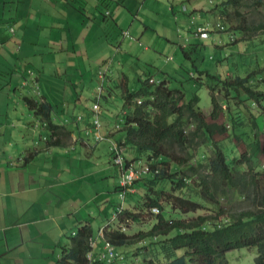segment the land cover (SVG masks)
<instances>
[{
    "label": "crops",
    "instance_id": "obj_1",
    "mask_svg": "<svg viewBox=\"0 0 264 264\" xmlns=\"http://www.w3.org/2000/svg\"><path fill=\"white\" fill-rule=\"evenodd\" d=\"M183 1L0 0V264H64L79 223H91L94 239L107 227L99 223L113 216L120 177L108 140L122 137L123 126L114 125L125 112L124 93L148 72L174 83L204 42L219 49L223 32L193 37L197 9L187 29L179 27ZM214 6L203 23L218 19ZM100 83L105 139L96 141L90 112ZM26 97L47 104L50 119L70 131L61 143H47L48 118ZM97 240L94 251L102 248Z\"/></svg>",
    "mask_w": 264,
    "mask_h": 264
},
{
    "label": "trees",
    "instance_id": "obj_2",
    "mask_svg": "<svg viewBox=\"0 0 264 264\" xmlns=\"http://www.w3.org/2000/svg\"><path fill=\"white\" fill-rule=\"evenodd\" d=\"M212 10L227 31L241 34L240 39L245 41L257 36L254 41L264 44L263 0H222ZM257 65L258 69L246 76L211 74L208 69L197 67L194 71L184 67L185 72L181 67L184 73L180 72L172 84L168 78L153 72L139 77L138 88L124 93L122 137L112 139L120 152L110 150L111 141H108L109 160L119 168L120 174L113 214L117 208H126L113 227L103 230V238L97 234L94 239L91 223H79L63 250L64 264L69 261L86 264V256L94 252L93 246L99 238L103 242L102 248L95 251L97 255L106 253L104 241L115 250L143 242L135 250L137 261L132 264H228L226 253L241 248L255 249L254 264H264V166L259 164L264 154L259 133L264 130L257 125V118L264 113V91L259 84L264 83V69L257 71L261 70ZM258 72L262 73L259 83L254 81ZM177 82L180 88H176ZM188 82L193 85L191 91L184 87ZM204 84L210 93L209 114L199 106L198 90ZM101 99L102 96L99 105ZM26 100L34 107L35 114L42 113L48 118L47 143L50 146L61 143V138L70 131L50 119L51 109L47 104L30 101L29 97ZM92 105L90 116L94 125L96 114ZM101 113L100 107L98 117L102 121ZM248 121V126L256 129L252 138L255 146L250 154L238 148L239 144H246V135L235 134ZM205 146L210 148V153ZM118 157L123 164L115 162ZM140 161L148 165L149 172L136 181L141 190H136L133 203L128 201L132 194L121 186L120 180L124 169ZM230 190L237 202L247 203L248 208L239 211L222 208L219 199L225 198ZM153 207L159 208L160 214L153 215ZM169 210L173 212L166 214ZM151 220L154 222L147 231L131 234L121 231L131 221L148 224ZM96 264L118 263L98 261Z\"/></svg>",
    "mask_w": 264,
    "mask_h": 264
},
{
    "label": "rangeland",
    "instance_id": "obj_3",
    "mask_svg": "<svg viewBox=\"0 0 264 264\" xmlns=\"http://www.w3.org/2000/svg\"><path fill=\"white\" fill-rule=\"evenodd\" d=\"M193 1L194 0H185V2L183 1V4L185 5L186 9L182 10L180 8L178 11L179 13H181L180 20L178 21V23L180 25L179 27L182 30L184 29L186 30L187 27L189 26V22H190L189 15L192 13H195L192 10L197 9L196 15L198 17L196 19V16H195V20L193 21L194 22L193 27H194L197 24H202L204 21H207V19L211 17L209 13L207 12V10L211 9L212 6L216 5L222 0H198L199 6L193 4ZM179 5L180 7H182L181 3ZM184 18L186 19L185 22H184ZM238 36H239V39L238 40L236 39L237 41L235 43H232L229 35L227 33H224L221 36L222 40L219 42L217 41L216 43L219 48L217 49V51H215L216 47L213 46L212 44L213 40L209 41L207 47L202 46L200 49L196 50V54L193 55L192 53L191 59L187 60L188 69L194 71L195 67L197 68L203 67V68L208 69L211 74H218V75L228 74V76L231 74L232 75L241 74L243 76H246L247 73H251L254 71V69H258V65H257L258 63L259 66L261 67V70H257V71H262L264 69V44L261 45L257 41H254L256 40L257 36L248 37L247 39H250V40H246V41L240 39L242 38L241 34H238ZM208 46L211 47V49L208 48ZM202 56L206 57L205 59L206 63L204 64L201 63ZM219 60H222L223 63H220ZM227 60H230V62L228 61L229 64L226 62ZM184 71L186 72L187 70L184 68ZM261 79H262V73L261 72L256 73L254 76V81L259 83ZM181 81H183V79ZM259 84H260V88L264 91V85H263L264 83L260 82ZM175 85H176V88L181 87V84L179 82L175 83ZM184 87L186 90H190V91L193 90V85L189 82L186 83ZM198 95L200 97L199 106L201 110H203L205 114H209V112L211 111V100H210L209 89L205 84L200 86L198 90ZM255 114H257L256 111H255ZM248 123L249 121L245 123V126L242 125L239 130H236L235 134L246 135V137L244 136V138L247 140L246 144L245 143L239 144L238 148H240L241 152L248 151V154H250L251 149H253L255 146V141L252 138H253V135L255 134L256 129H253L250 126H248ZM257 123H258L257 125L259 126V128H263L264 130V113L259 115V117L257 118ZM257 132H261V131H259V129L257 128ZM259 137H261V140L264 143V132L259 133ZM233 140H235V142L238 143L237 139H233ZM41 142L45 144L46 141L41 140L40 143ZM204 148L206 152L210 153V148L206 146ZM259 160L256 162L257 163L259 162V164H261V166L263 167L264 166V154L260 156ZM259 164H258V170H260ZM131 198L134 199L135 196H132ZM237 201L238 199L235 197V195H233L231 190L228 191V195L225 198L221 197L219 199V202L222 208L226 210L234 208L237 211H239L241 209L248 208L247 203L243 204L242 202H237ZM169 212L171 213L173 211L169 210L168 212H166V214H169ZM109 220L110 218H106V220L102 223H99V225L103 227L107 224V221ZM143 223H146V221H144ZM152 223L153 222L151 223L149 222L148 224H134L131 221V224H130L131 227L129 229L132 230L131 233H134L138 230L147 231L149 230L148 228ZM132 226L134 227L132 228ZM133 230L135 231L133 232ZM131 233L128 232V234H131ZM143 244H144L143 242H140L137 245L134 244L131 246L129 245V246L122 247L120 249L118 248L120 251L124 252L127 255V257H124L123 259L124 264H132L133 262L137 261V259L134 257L135 250L143 246ZM255 257H256V250L247 249V248L233 250V251L226 253L225 255V259L228 262V264H254Z\"/></svg>",
    "mask_w": 264,
    "mask_h": 264
},
{
    "label": "built area",
    "instance_id": "obj_4",
    "mask_svg": "<svg viewBox=\"0 0 264 264\" xmlns=\"http://www.w3.org/2000/svg\"><path fill=\"white\" fill-rule=\"evenodd\" d=\"M125 34L129 36L127 32H125ZM195 36H198L202 39L208 38L209 36L208 25L198 27V29L195 32ZM93 109H94V114L96 115L94 119V125H92V129L96 132V139L99 140V139H102L103 137L100 135V132H99L101 123L98 117L100 109H99V105L97 102L93 104ZM110 150H115V151L120 152V148L118 149L115 141H111ZM115 162L120 165L123 164V160L119 157L115 159ZM147 171H148V167L146 165L140 166L139 164H137L135 166V165L130 164L123 171V174L120 180L121 186L127 187L126 191L130 190V186H132L134 181L138 179L140 176H142L143 174H145ZM121 196L123 197V192ZM153 212L158 213L159 211L157 208H153ZM103 250L106 251V253L103 252L97 255V253L89 252L86 256L87 258L86 264H96L98 261L118 262L123 259L122 256L115 249H113L112 245H110L109 242H105Z\"/></svg>",
    "mask_w": 264,
    "mask_h": 264
},
{
    "label": "clouds",
    "instance_id": "obj_5",
    "mask_svg": "<svg viewBox=\"0 0 264 264\" xmlns=\"http://www.w3.org/2000/svg\"><path fill=\"white\" fill-rule=\"evenodd\" d=\"M181 9L182 10H185L186 9V7H185V5H183L182 7H181ZM107 14H109V12L107 13ZM218 19L216 20V22H213V23H203V24H201V26H206V25H208V27H209V36H208V38H205V39H202V38H200V37H198V36H195V32H196V30L198 29V27H201V26H197V27H195L194 28V30H193V32H192V34H193V37L194 38H200L201 40H207V39H209L210 38V34H211V32L212 31H217V32H223V34L224 33H227L228 35H229V37H230V39H231V42L232 43H235L238 39H239V36H238V34H234L233 32H229V31H227V27L225 28V26L223 25V23L221 22V19L219 18V16L217 17ZM125 32H127L128 34H129V36L128 35H126L125 34ZM122 36H124V37H129V38H132V36L130 35V33L128 32V31H124L123 32V35ZM237 39V40H236ZM229 57V56H228ZM105 74H106V71H105ZM99 76H100V78L102 79L103 78V76H104V73H103V70L99 73ZM33 80V78L31 77V78H29V79H23V81H22V85L23 86H25V85H27L30 81H32ZM102 89H103V85H102V83H100L99 84V86H98V90H97V94H96V98H95V101L93 102V104L94 103H98V105H99V98H100V96H101V92H102ZM37 94H38V96H39V91L37 92ZM140 102V100L138 99L137 100V103H139ZM41 103V102H40ZM93 106V105H92ZM99 109H100V105H99ZM124 114H125V112H124ZM123 114V115H124ZM99 115H100V112H99ZM82 119V116L81 115H79V116H77L76 118H75V120H74V122H78V121H80ZM68 120H66V122H67ZM100 123H101V120H100ZM120 125H122L123 126V116H122V118H121V120L119 121V122H117L115 125H114V128L115 129H117V128H119L120 127ZM90 131L92 132V133H94L95 134V139H96V132L92 129V125H91V128H90ZM99 132H100V129H99ZM100 135L103 137L102 139H96V141H100V140H104L105 139V137L101 134V132H100ZM44 139V138H43ZM48 139V138H47ZM108 141H114V140H112V139H109ZM116 142V141H115ZM138 164L141 166V165H146L147 167H148V165L145 163V162H143V161H140V162H138ZM148 172H149V167H148V171L145 173V174H143L142 176H140L138 179H136L135 181H134V183L132 184V186H130V190H128L129 192H130V194H134L135 192H136V190H135V184H136V181L137 180H139L140 178H142V177H144L146 174H148ZM128 192V193H129ZM126 207H121V208H117V212L115 213V214H113V216H112V218L110 219V221L107 223V227L109 226V227H113L114 226V224H115V222L118 220V217H119V214L123 211V209H125ZM153 208H157V207H153ZM153 208H151V213L153 214V215H158V214H160V209L159 208H157L158 209V213H155V212H153ZM151 222H154V220H151L150 221V223ZM131 226H124V227H121V231H126V232H128L127 230L130 228ZM137 232V231H136ZM72 235H75V232L72 234ZM99 236L101 237V238H103V230L99 233ZM104 242H107V241H104ZM94 247V246H93ZM120 249V248H119ZM119 249H117L116 251L122 256V258L124 259V257H127V255L124 253V252H122V251H120ZM119 250V251H118ZM94 253H95V251H94ZM87 259V258H86ZM123 259L121 260V261H118L117 263L118 264H124V262H123ZM68 264H73V262H71V261H69V263Z\"/></svg>",
    "mask_w": 264,
    "mask_h": 264
},
{
    "label": "bare ground",
    "instance_id": "obj_6",
    "mask_svg": "<svg viewBox=\"0 0 264 264\" xmlns=\"http://www.w3.org/2000/svg\"><path fill=\"white\" fill-rule=\"evenodd\" d=\"M115 228V227H114Z\"/></svg>",
    "mask_w": 264,
    "mask_h": 264
}]
</instances>
